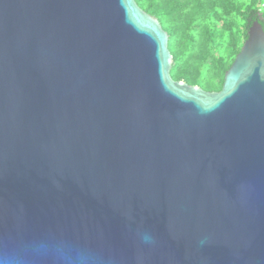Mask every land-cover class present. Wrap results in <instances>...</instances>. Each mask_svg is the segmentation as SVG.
<instances>
[{"label": "water", "instance_id": "obj_1", "mask_svg": "<svg viewBox=\"0 0 264 264\" xmlns=\"http://www.w3.org/2000/svg\"><path fill=\"white\" fill-rule=\"evenodd\" d=\"M168 43L136 0H0V264H264V28L221 91Z\"/></svg>", "mask_w": 264, "mask_h": 264}, {"label": "trees", "instance_id": "obj_2", "mask_svg": "<svg viewBox=\"0 0 264 264\" xmlns=\"http://www.w3.org/2000/svg\"><path fill=\"white\" fill-rule=\"evenodd\" d=\"M169 35L175 81L221 91L225 75L255 21L264 28V0H136Z\"/></svg>", "mask_w": 264, "mask_h": 264}]
</instances>
